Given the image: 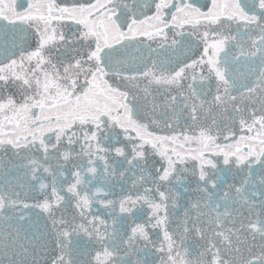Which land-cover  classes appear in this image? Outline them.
<instances>
[{"label": "snow or ice", "instance_id": "snow-or-ice-1", "mask_svg": "<svg viewBox=\"0 0 264 264\" xmlns=\"http://www.w3.org/2000/svg\"><path fill=\"white\" fill-rule=\"evenodd\" d=\"M0 264H264V0H0Z\"/></svg>", "mask_w": 264, "mask_h": 264}]
</instances>
